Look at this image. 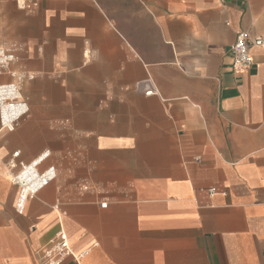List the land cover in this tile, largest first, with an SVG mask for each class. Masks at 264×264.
<instances>
[{"label":"crops","instance_id":"0c3cea01","mask_svg":"<svg viewBox=\"0 0 264 264\" xmlns=\"http://www.w3.org/2000/svg\"><path fill=\"white\" fill-rule=\"evenodd\" d=\"M240 30L264 39V0H0V43L27 47L0 80L30 99L0 122V264H40L61 228L62 264H264V46L235 70ZM39 157L59 175L19 213Z\"/></svg>","mask_w":264,"mask_h":264},{"label":"built area","instance_id":"2783aa9c","mask_svg":"<svg viewBox=\"0 0 264 264\" xmlns=\"http://www.w3.org/2000/svg\"><path fill=\"white\" fill-rule=\"evenodd\" d=\"M264 46V39L261 36H253L246 30H240L237 33L236 40L229 53L232 58V66L235 70L249 69L254 64L252 54L253 47ZM18 60L17 48L12 44L0 43V76L11 72V66ZM24 78L23 76H21ZM22 78L18 76L14 80H0V122L2 128L14 131L19 121L30 112V105L23 94L22 87L15 80L22 83ZM34 78V76H30ZM140 91L147 95L157 93L151 79L140 81L137 84ZM50 151L44 153L48 156ZM42 157L33 160L30 163H21L20 168L14 171L13 181L20 188V195L17 202V211L22 213L26 202L31 196H35L39 191L48 186L57 179L58 171L56 166L50 165L44 169L40 168ZM11 168L17 167V163L11 161ZM89 183L81 184V190L91 189ZM214 192V189L211 190ZM106 205L107 203H102ZM74 255L68 235L63 228L56 237L51 240L48 246L40 252V264H62L64 260ZM81 255L76 259H80Z\"/></svg>","mask_w":264,"mask_h":264},{"label":"rangeland","instance_id":"374dc122","mask_svg":"<svg viewBox=\"0 0 264 264\" xmlns=\"http://www.w3.org/2000/svg\"><path fill=\"white\" fill-rule=\"evenodd\" d=\"M12 45H15L16 46V48H17V55H18V60L15 62V63H17V64H20V63H22V53H24L26 50H27V47H26V45L25 44H23V43H15V44H12ZM11 71H12V69H11ZM30 76H34V78L35 77H46L47 79H49V78H54V79H56L58 82H60V81H63V80H65L66 79V77L64 76V75H53V76H50V75H41V74H36V73H34V72H28L27 74H26V78H30ZM18 84H20V86L22 87V90L24 89L23 88V84L20 82V81H17V80H15ZM23 94H24V96H25V98L27 99V100H30V99H28V97L26 96V94L24 93V90H23ZM64 96H65V92H63V91H57V92H48V91H45V92H41V93H36V95L34 96V98L35 99H40V100H47V99H53V98H57V99H62V98H64ZM20 122V121H19ZM48 151V150H47ZM46 151V152H47ZM45 153V152H44ZM75 158H79V156H75ZM80 159V158H79ZM50 166V165H49ZM55 166V165H54ZM57 168V171H58V175H59V169H58V167H56ZM42 169V168H41Z\"/></svg>","mask_w":264,"mask_h":264},{"label":"bare ground","instance_id":"6f19581e","mask_svg":"<svg viewBox=\"0 0 264 264\" xmlns=\"http://www.w3.org/2000/svg\"><path fill=\"white\" fill-rule=\"evenodd\" d=\"M88 59V58H87ZM12 177H13V174H12Z\"/></svg>","mask_w":264,"mask_h":264}]
</instances>
